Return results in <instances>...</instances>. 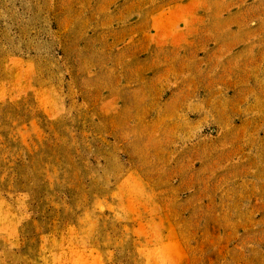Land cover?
<instances>
[{
	"label": "rangeland",
	"instance_id": "374dc122",
	"mask_svg": "<svg viewBox=\"0 0 264 264\" xmlns=\"http://www.w3.org/2000/svg\"><path fill=\"white\" fill-rule=\"evenodd\" d=\"M0 264H264V0H0Z\"/></svg>",
	"mask_w": 264,
	"mask_h": 264
}]
</instances>
